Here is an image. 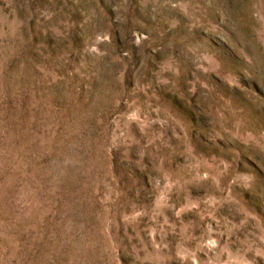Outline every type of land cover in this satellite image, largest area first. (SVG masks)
Segmentation results:
<instances>
[{
    "label": "rangeland",
    "instance_id": "374dc122",
    "mask_svg": "<svg viewBox=\"0 0 264 264\" xmlns=\"http://www.w3.org/2000/svg\"><path fill=\"white\" fill-rule=\"evenodd\" d=\"M0 264H264V0H0Z\"/></svg>",
    "mask_w": 264,
    "mask_h": 264
}]
</instances>
